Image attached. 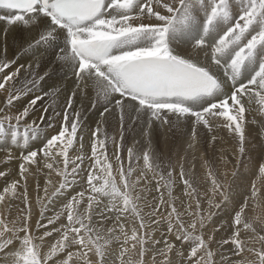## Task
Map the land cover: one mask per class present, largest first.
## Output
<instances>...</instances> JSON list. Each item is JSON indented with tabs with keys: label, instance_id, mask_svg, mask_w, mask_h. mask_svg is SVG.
Masks as SVG:
<instances>
[{
	"label": "snow or ice",
	"instance_id": "6c2138e0",
	"mask_svg": "<svg viewBox=\"0 0 264 264\" xmlns=\"http://www.w3.org/2000/svg\"><path fill=\"white\" fill-rule=\"evenodd\" d=\"M0 10V144L10 146L0 163L20 161L18 179L0 170V264H264V216L249 204L258 189L253 183L250 195L234 192L235 181L248 175L240 171L248 117L264 118V0H0ZM11 31H35L24 51L43 46L47 68L70 81L60 128L39 146H30L38 139L34 125L52 127L53 117L43 105L38 120L30 113L48 92L13 109L50 71H36L39 60L9 57ZM22 72L29 84L17 87ZM89 91L93 108L104 104L101 122L114 117L119 124L111 157L99 126L90 155L82 143L76 152L81 114L73 106ZM126 124L140 127L143 137L135 141L139 155L127 149V167ZM185 128V151L193 153L187 169L186 156L177 153L175 164L166 158L171 138L183 140ZM200 130L202 175L195 155ZM219 130L237 140L231 182L217 165L232 161L207 151L215 152ZM141 160L142 167L133 166ZM256 169L264 178V158ZM41 173L44 197L36 203L43 209L45 201H60V210L46 224L41 211L34 226L28 180ZM178 182L183 195L174 200ZM149 185L158 194L151 203ZM15 200L25 207L14 213ZM220 232L227 235L217 239Z\"/></svg>",
	"mask_w": 264,
	"mask_h": 264
},
{
	"label": "bare ground",
	"instance_id": "6f19581e",
	"mask_svg": "<svg viewBox=\"0 0 264 264\" xmlns=\"http://www.w3.org/2000/svg\"><path fill=\"white\" fill-rule=\"evenodd\" d=\"M4 25L0 22V28H3ZM23 35L24 38H21ZM37 33L35 31L31 33H19L17 31H11L8 33L7 37V45H8V55L9 57H14L20 54V63H26L30 59H36L40 61V68L38 71L40 74H43L45 71H50L48 78L39 84V86L33 90L32 93L22 98L20 101L16 103L15 112L17 109L22 108L24 105L28 103V100L32 98L34 95H42L44 92H48V95L43 98L42 101L38 102L36 108L33 112L30 113V120L35 121L42 114V105L43 107H48L49 112L48 115L53 117V126L49 127L48 124L45 122L43 124L34 125V127H38V139L37 140H30V146L35 144L39 146L46 137H50L52 134H56L60 128L62 119H63V111L65 107V99H66V92L63 91L64 87L68 85L70 87V81L64 79V73L61 70H49L47 68V54L44 53L43 46L34 49L33 52H25L24 49L27 46V43L30 42L32 38H35ZM4 44L3 35L0 34V47ZM27 73L22 72L20 76L19 83L17 87L21 85H28L29 79H26ZM60 88V92H56L55 89ZM95 98V94L89 91L87 96L80 97L78 96L75 103H74V110L78 111L81 114L80 118V131L78 132V142L76 144V152H80V144H83L82 152L85 155H90L91 152V142H92V133L95 131L96 127L99 126L101 130V137L103 138L105 135L109 138L108 139V147L107 153L111 157L112 153L115 151L114 145L112 143V137L117 138V143H119V133L120 128L117 120L114 117H109L106 122H101L100 113L103 111L104 104L97 103L96 107L93 108L92 104ZM55 113H61L60 116H56ZM89 119V123L85 121V119ZM246 132V154L244 156L245 167L241 168L240 171L243 173H247L243 179H240V182L235 181L234 185V192H243L246 194L251 193V185L255 183L256 188L258 189V196L249 199V204L254 210L253 214L264 216V178H260L258 175V170L256 169L257 162L261 161L264 158V150L261 149V145H264V118H261L258 114H252L248 117V123L245 128ZM23 134V127L21 128V135ZM178 135V134H177ZM209 138L211 134H208ZM218 139L215 143V152L213 153V149L211 147L207 148L208 154L210 156L214 155L216 160H219L221 154H224L229 161L228 165L218 164L217 167L221 173L227 171L229 173L228 180L229 182L232 181L231 171L233 164L235 163V158L233 157L232 153L237 148V140L227 132V130H219L215 133ZM189 136V130L187 128L184 129V136L183 140H178L176 136H173L170 141V153L166 154L171 156L172 163H176L179 156H186L187 167L192 163V152H187V140ZM199 136L201 137V143L197 146L195 150V155L197 156L196 164L197 169L199 170L200 174H203V168L200 164V159L204 153L206 145L204 144L203 137L205 136V131L200 130ZM135 141H141L143 143V137L141 135L140 127L133 126L132 130H128L127 124L125 125V132H124V140H123V148L121 150L122 157L125 158V167H127V149L129 147H133L134 151L137 155L140 154L141 145L136 144ZM10 146H5L0 144V160L4 159L5 153L8 151ZM161 150H163V145H161ZM14 156L18 154L17 150L13 149ZM251 157L249 161L248 157ZM19 163L18 159H13L11 162L8 163H0V170H4L10 173L8 180L18 179V171H19ZM87 164V161H85ZM133 166L142 167V160L140 161L139 165L133 161ZM167 171V170H165ZM178 172V168H177ZM256 173V174H253ZM150 176L152 173L149 172ZM175 174V173H174ZM33 177L30 176L28 180V194L35 189L33 185ZM55 179V177H54ZM44 181L45 176L43 173L39 174L38 184L39 190L43 191L44 188ZM5 180H0V188L4 186ZM37 186V185H36ZM37 188V187H36ZM75 188L77 191L81 190V184L79 182V178H77V183L75 184ZM149 188L152 189L150 192H146L145 195L147 196L149 202H152V198L156 196L158 198L157 193L154 190L153 185H149ZM262 189V192H260ZM164 191V196L167 199L168 194L167 190ZM262 193V195L260 194ZM183 195V186L179 182L172 188V199L176 200L177 198L182 197ZM260 195V196H259ZM186 199V198H185ZM107 202V201H106ZM178 202V201H177ZM254 202V203H253ZM60 201H56L54 204H46V212L52 218L54 214L59 211ZM41 206V204L39 205ZM38 215L35 214L33 216V225L38 219ZM223 217V215H221ZM43 229H40L42 232ZM226 236L227 233L223 232ZM39 234V232L37 233ZM157 238L160 237L159 232H156ZM215 248V245H213Z\"/></svg>",
	"mask_w": 264,
	"mask_h": 264
},
{
	"label": "rangeland",
	"instance_id": "374dc122",
	"mask_svg": "<svg viewBox=\"0 0 264 264\" xmlns=\"http://www.w3.org/2000/svg\"><path fill=\"white\" fill-rule=\"evenodd\" d=\"M85 121L86 122H88L89 123V119L88 118H86L85 119ZM52 135H55V134H52ZM51 136V135H50ZM165 170H167V169H165ZM148 175L150 176V174L148 173ZM175 175V174H174ZM1 179H4V178H0V180ZM38 179H39V175H36V176H34L33 177V185H34V187H35V189H33L30 193H29V198H30V200H31V202H32V212H33V216L35 215V214H37L38 216V219L40 220L41 219V216H40V213H41V211H43V220H42V222L43 223H47V219H49V218H51L48 214H47V212H46V208H43L42 209V206H39L40 204H37L36 203V199H37V196L39 195V197L41 198V199H43V197H44V192L43 191H41V190H37V184H38ZM233 179V178H232ZM237 181V180H236ZM238 182H240V179H238ZM260 192H262V189H260ZM261 195H262V193H260ZM158 195V194H157ZM257 196H258V194H257ZM260 196V195H259ZM105 203H107L106 201H105ZM254 203V202H253ZM25 207V204L21 201V200H15L14 201V208H13V212L15 213V210L17 209V208H19V209H22V208H24ZM221 215H223V214H221ZM222 219H227V217L226 216H223V217H221ZM159 234L161 235V232H159ZM223 236H225L224 235V233L223 232H220L219 234H218V236H217V239H219L220 237H223ZM216 247V246H215ZM257 247H259V245L257 244Z\"/></svg>",
	"mask_w": 264,
	"mask_h": 264
}]
</instances>
